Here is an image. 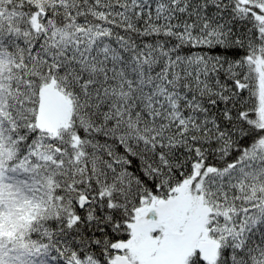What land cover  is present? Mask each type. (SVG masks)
Returning <instances> with one entry per match:
<instances>
[{"label":"snow or ice","instance_id":"obj_1","mask_svg":"<svg viewBox=\"0 0 264 264\" xmlns=\"http://www.w3.org/2000/svg\"><path fill=\"white\" fill-rule=\"evenodd\" d=\"M0 264H264V0H0Z\"/></svg>","mask_w":264,"mask_h":264}]
</instances>
